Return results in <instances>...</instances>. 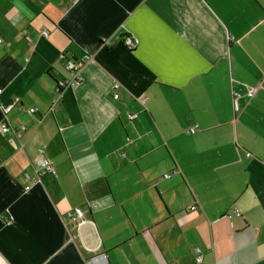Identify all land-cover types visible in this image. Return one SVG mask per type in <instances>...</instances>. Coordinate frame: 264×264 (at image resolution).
<instances>
[{
	"label": "crops",
	"instance_id": "0c3cea01",
	"mask_svg": "<svg viewBox=\"0 0 264 264\" xmlns=\"http://www.w3.org/2000/svg\"><path fill=\"white\" fill-rule=\"evenodd\" d=\"M0 38V264H264V0H0Z\"/></svg>",
	"mask_w": 264,
	"mask_h": 264
},
{
	"label": "built area",
	"instance_id": "2783aa9c",
	"mask_svg": "<svg viewBox=\"0 0 264 264\" xmlns=\"http://www.w3.org/2000/svg\"><path fill=\"white\" fill-rule=\"evenodd\" d=\"M41 36L45 37L46 33L44 31L41 32ZM2 44V39L0 38V45ZM121 45L127 50V51H133L135 50L138 45H139V40L133 37H127L124 36L121 38ZM89 58L87 56L81 58V59H77L76 62H71L68 61L66 62V70L69 72L70 77L69 79L60 81L59 83H57V93L60 92L58 91L59 89H61L62 87H69L72 84L78 83L79 82V72L81 67L83 66V64L88 60ZM256 92V88H251L247 91L246 93V97L248 99L252 98L253 95ZM0 93H1V89H0ZM113 99H117L118 98V94L116 92H113L112 94ZM239 96L238 94L233 93V103L235 106V109L238 110V104H237V100H238ZM34 110H30V113H34ZM137 118V115L132 114L128 117V120L133 121ZM0 130L3 133H8L10 131L9 127L7 126V124L2 123L0 124ZM198 131V128L196 125H191L188 126L185 130V133L187 135H193ZM45 173H54L53 167L50 164V162H48L47 160L41 159L36 163V167L34 170V176L30 179L32 182H36L39 177L42 174ZM168 175H164L163 178H168ZM30 186H27L25 188V190H29ZM191 211L195 210L194 206H191L189 208ZM83 213L80 209H74V213L73 215L70 216V221L77 223L78 221L80 222L82 219ZM228 218L232 219V218H238L241 217V213L239 210H235L233 212L232 215H227ZM13 221V217L12 216H6L5 218V222L6 223H11ZM194 253H195V261L200 264L201 263V252L199 249H194ZM105 259V256L99 255L96 256L94 258H91L87 261V264H96L98 260L103 261Z\"/></svg>",
	"mask_w": 264,
	"mask_h": 264
},
{
	"label": "trees",
	"instance_id": "16d2710c",
	"mask_svg": "<svg viewBox=\"0 0 264 264\" xmlns=\"http://www.w3.org/2000/svg\"><path fill=\"white\" fill-rule=\"evenodd\" d=\"M76 60H77V59L68 60V61H71V62H73V63H74V62H76ZM68 61H67V62H68ZM56 87H57V85H56ZM60 90H61V89H59L58 91H60Z\"/></svg>",
	"mask_w": 264,
	"mask_h": 264
},
{
	"label": "rangeland",
	"instance_id": "374dc122",
	"mask_svg": "<svg viewBox=\"0 0 264 264\" xmlns=\"http://www.w3.org/2000/svg\"><path fill=\"white\" fill-rule=\"evenodd\" d=\"M134 51V50H133Z\"/></svg>",
	"mask_w": 264,
	"mask_h": 264
}]
</instances>
